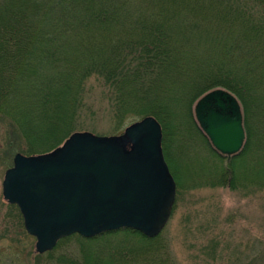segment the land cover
Returning <instances> with one entry per match:
<instances>
[{"label": "trees", "instance_id": "obj_1", "mask_svg": "<svg viewBox=\"0 0 264 264\" xmlns=\"http://www.w3.org/2000/svg\"><path fill=\"white\" fill-rule=\"evenodd\" d=\"M94 77L111 92L117 127L127 119L159 121L175 179L168 153L173 120L180 136L191 137L193 128L225 161L232 181L238 168L253 167L251 181L264 189V0H0V113L22 117L24 143L27 132L36 139L46 133L49 154L78 132ZM217 89L235 95L243 109L246 142L229 160L194 115L196 102ZM161 235L76 234L37 257L39 264H140L162 249ZM158 258L148 264H171L166 254Z\"/></svg>", "mask_w": 264, "mask_h": 264}, {"label": "water", "instance_id": "obj_2", "mask_svg": "<svg viewBox=\"0 0 264 264\" xmlns=\"http://www.w3.org/2000/svg\"><path fill=\"white\" fill-rule=\"evenodd\" d=\"M194 114L219 154L230 159L241 152L246 132L235 95L225 89L209 92ZM162 140L155 117L118 136L75 132L52 153L16 154L5 174L3 197L19 208L41 255L75 234L91 239L132 229L156 238L170 220L177 194Z\"/></svg>", "mask_w": 264, "mask_h": 264}, {"label": "rangeland", "instance_id": "obj_3", "mask_svg": "<svg viewBox=\"0 0 264 264\" xmlns=\"http://www.w3.org/2000/svg\"><path fill=\"white\" fill-rule=\"evenodd\" d=\"M103 82L94 77L87 83L79 131L102 137L120 135L134 119L124 120L117 127L111 92ZM7 111L8 115L0 113V264H39L42 259L37 257L36 239L27 233L18 207L5 201L3 182L16 154H46L49 135L42 136L39 131L41 139H36L37 134L27 132L24 143L20 134L22 117L11 118L15 112ZM36 124L42 126L40 120ZM170 130L168 153L177 176L176 204L156 244L163 250H154L151 259L147 256V261L140 264L165 254L171 264H264V189L251 181L253 167L250 171L238 168L232 181L223 171L225 161L214 155L193 128L187 131L192 135L187 139L180 136L174 120ZM76 248L78 244L74 243L70 250Z\"/></svg>", "mask_w": 264, "mask_h": 264}]
</instances>
